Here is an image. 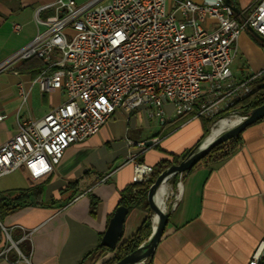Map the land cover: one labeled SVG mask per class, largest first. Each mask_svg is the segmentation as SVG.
<instances>
[{
	"label": "crops",
	"instance_id": "crops-1",
	"mask_svg": "<svg viewBox=\"0 0 264 264\" xmlns=\"http://www.w3.org/2000/svg\"><path fill=\"white\" fill-rule=\"evenodd\" d=\"M54 1L0 0V145L17 133L19 119L38 120L66 98L64 91L45 93L34 83L43 67L41 58H11L33 41L42 29L37 19L54 12L42 7ZM258 1L232 0L244 12ZM16 23L21 26L18 31L13 30ZM253 42L260 48L264 44L245 29L231 67L236 85L264 69V61L257 64L247 56ZM237 57L240 62L235 64ZM250 84L253 94L264 90L261 79ZM228 88L231 93L223 96L221 106L238 101V93ZM210 98L177 116L167 105L170 117L165 124L148 117L145 107L130 112L119 108L97 134L66 149L50 175L34 180L19 168L0 176V193L43 185L34 204L0 220V264H103L116 256L119 248L93 261L122 194L135 184L134 162L152 167L148 181L162 163L180 161L210 128L211 117L198 115L201 104ZM263 172L264 118L245 128L238 140L210 153L187 175L183 173L186 185L180 190L175 186L167 228L152 260L143 264H248L264 237ZM102 177L107 180L102 182ZM149 207L145 195L130 208L121 242L146 237Z\"/></svg>",
	"mask_w": 264,
	"mask_h": 264
},
{
	"label": "built area",
	"instance_id": "built-area-1",
	"mask_svg": "<svg viewBox=\"0 0 264 264\" xmlns=\"http://www.w3.org/2000/svg\"><path fill=\"white\" fill-rule=\"evenodd\" d=\"M47 8L54 12L37 19L42 29L11 58H41L34 83L66 98L38 120H18L17 133L0 145V176L19 168L34 180L50 175L66 149L97 134L119 108L145 107L148 117L165 124L167 105L177 116L212 96L198 115L216 122L264 102V90L253 94L250 84L261 79L264 86V69L236 85L231 68L245 29L264 38V0L247 12L227 0H55ZM228 87L238 101L221 106ZM151 171L134 162L133 182L146 181ZM263 249L264 237L248 264H256Z\"/></svg>",
	"mask_w": 264,
	"mask_h": 264
},
{
	"label": "water",
	"instance_id": "water-1",
	"mask_svg": "<svg viewBox=\"0 0 264 264\" xmlns=\"http://www.w3.org/2000/svg\"><path fill=\"white\" fill-rule=\"evenodd\" d=\"M231 6H234L232 0H227ZM264 41V38H261ZM264 118V102L253 107L244 121L229 131L222 133L218 131L213 124L201 139L184 155L177 163L163 169L154 182L150 185L146 193L149 206L152 209L158 208L161 212L160 219L156 225H153L146 246L142 249L139 240L133 245L127 247L114 256L107 264H143L152 260L158 242L164 234L173 208L174 190L177 185L179 172L187 171L194 164L206 158L213 151L224 147L225 145L238 140L242 131L249 125ZM150 142L147 143L149 145ZM167 183L168 194L163 204L153 198V195L161 185ZM130 207L119 205L110 219L108 227L101 239L100 245L111 250L120 248L124 232V225L129 214Z\"/></svg>",
	"mask_w": 264,
	"mask_h": 264
},
{
	"label": "trees",
	"instance_id": "trees-1",
	"mask_svg": "<svg viewBox=\"0 0 264 264\" xmlns=\"http://www.w3.org/2000/svg\"><path fill=\"white\" fill-rule=\"evenodd\" d=\"M175 161L176 162L178 161L177 158ZM166 167H168V164L162 163L160 166H158L153 170L152 175L148 181L143 183H135L134 185H131L126 190V192L122 194L120 205H125L130 208L137 206L140 200L146 195L147 190L149 189L150 185L154 182L158 174ZM135 188L138 189L136 192L133 191ZM42 190H43V185H36L27 189H13L5 193H0V220H2V218L5 215L14 212L18 208H21L29 204H34L33 199L39 198L40 195L42 194ZM145 225L146 222H144L141 228L139 229V233L143 232ZM1 233H2V229L0 227V235ZM133 241H134L133 239L128 241H123L119 248L120 251L129 247ZM109 250L111 249L99 245L94 251L95 254L93 257V261H98L102 257V255H104V253ZM110 260L111 259H109L103 264H107ZM259 264H264V257L260 260Z\"/></svg>",
	"mask_w": 264,
	"mask_h": 264
},
{
	"label": "bare ground",
	"instance_id": "bare-ground-1",
	"mask_svg": "<svg viewBox=\"0 0 264 264\" xmlns=\"http://www.w3.org/2000/svg\"><path fill=\"white\" fill-rule=\"evenodd\" d=\"M248 115L247 111H241V112H234L216 122H214V125L217 130H220V132H223L224 129H232L242 123L246 116ZM177 185L179 190L186 185V176L183 174V172H179L178 175V180H177ZM167 194H168V188H167V183L165 182L163 185H161L158 189H156L153 198L157 200L159 203L163 204L165 200L167 199ZM160 210L158 208H155L153 213H152V223L153 225H156L160 219ZM146 238L148 236L146 235L145 238H140L139 239V245H142ZM264 257V249L261 253V258L256 261V264H259L260 260Z\"/></svg>",
	"mask_w": 264,
	"mask_h": 264
},
{
	"label": "rangeland",
	"instance_id": "rangeland-1",
	"mask_svg": "<svg viewBox=\"0 0 264 264\" xmlns=\"http://www.w3.org/2000/svg\"><path fill=\"white\" fill-rule=\"evenodd\" d=\"M170 4L171 3L169 1V5ZM239 40H240V38H239ZM249 45L251 46V47L249 46V48H251V49H249V51H250L251 54L249 53V51H247V54H248L247 56H250L251 57L250 60L251 61L253 60L257 64L262 63L264 61V54H263V46H264V44L261 45V48L259 47V45L257 43L255 44L254 42H253V44H249ZM239 62H240V58L237 57L235 64H238ZM226 115H228V114H224L223 116H226ZM216 118H218V117H216ZM216 118H211V119L208 120L209 123H210V127L214 124V121L216 120ZM229 130L230 129H224L222 133H225V132H227ZM218 131H220V130H218ZM149 208H150L149 211H148V213H149V221L147 222V225L149 226V230L147 231V236L148 237L151 234L152 227H153V223H152V220L151 219H152V213L154 211V209H152L151 207H149ZM136 240H138V239H136ZM135 241L132 242L131 245H133L135 243ZM143 245H144V247L146 246V241H145V243ZM141 247H142V245H141ZM144 247L142 249H144Z\"/></svg>",
	"mask_w": 264,
	"mask_h": 264
}]
</instances>
